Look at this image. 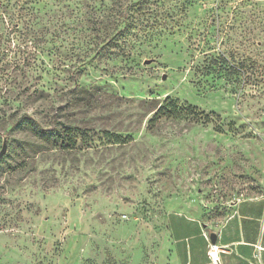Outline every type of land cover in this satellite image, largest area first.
<instances>
[{"label": "rangeland", "instance_id": "374dc122", "mask_svg": "<svg viewBox=\"0 0 264 264\" xmlns=\"http://www.w3.org/2000/svg\"><path fill=\"white\" fill-rule=\"evenodd\" d=\"M4 142L0 264H176L169 212L264 191V0H0Z\"/></svg>", "mask_w": 264, "mask_h": 264}, {"label": "crops", "instance_id": "0c3cea01", "mask_svg": "<svg viewBox=\"0 0 264 264\" xmlns=\"http://www.w3.org/2000/svg\"><path fill=\"white\" fill-rule=\"evenodd\" d=\"M216 222L196 215L169 212L166 227L176 264H214L212 245L219 248L218 264H264V191L230 202ZM216 234L215 242L209 239Z\"/></svg>", "mask_w": 264, "mask_h": 264}, {"label": "trees", "instance_id": "16d2710c", "mask_svg": "<svg viewBox=\"0 0 264 264\" xmlns=\"http://www.w3.org/2000/svg\"><path fill=\"white\" fill-rule=\"evenodd\" d=\"M215 61H219L218 58H215ZM221 61H226V60H221ZM223 63H219L221 65V68L223 70L229 69L228 66H224ZM234 64H231L230 67H232ZM224 66V67H223ZM210 69L214 68L213 62L208 63V66ZM182 114H189L194 116V120L196 122H201L204 124L207 123H212L216 119H220L219 115L216 114H209L205 113L204 111H200L197 107L189 104V103H184V104H179L176 100L171 99L167 97L162 105H159L156 109V112L154 113L153 117L150 119L152 124L159 118H170V117H177ZM215 116V119H214ZM18 122L21 125H25L28 127H31L33 131L40 135H48V136H54L58 137L61 139L62 144L65 142L69 146H75L76 140L78 138L84 139L86 137V133H79L77 128H72V127H64L63 132L58 131L57 133H52L49 129L43 128L33 117L30 115H22L18 118ZM103 135L105 138H107L109 141L114 142V143H119V142H124L130 139V137H125V139L122 138V136L118 134L111 133L109 131H103Z\"/></svg>", "mask_w": 264, "mask_h": 264}, {"label": "built area", "instance_id": "2783aa9c", "mask_svg": "<svg viewBox=\"0 0 264 264\" xmlns=\"http://www.w3.org/2000/svg\"><path fill=\"white\" fill-rule=\"evenodd\" d=\"M218 252H219V248L215 245H212L209 251V256L214 264H218L219 262Z\"/></svg>", "mask_w": 264, "mask_h": 264}, {"label": "water", "instance_id": "95a60500", "mask_svg": "<svg viewBox=\"0 0 264 264\" xmlns=\"http://www.w3.org/2000/svg\"><path fill=\"white\" fill-rule=\"evenodd\" d=\"M165 78V75L163 76ZM6 151V143L4 142L2 145V148L0 149V157L5 153ZM209 239L211 242H215L216 240V234L214 232L210 233Z\"/></svg>", "mask_w": 264, "mask_h": 264}]
</instances>
